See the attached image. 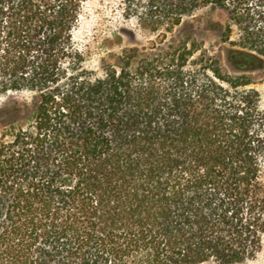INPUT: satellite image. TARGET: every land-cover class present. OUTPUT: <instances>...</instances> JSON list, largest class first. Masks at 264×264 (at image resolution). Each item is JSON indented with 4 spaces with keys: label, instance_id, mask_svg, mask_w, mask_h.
<instances>
[{
    "label": "trees",
    "instance_id": "1",
    "mask_svg": "<svg viewBox=\"0 0 264 264\" xmlns=\"http://www.w3.org/2000/svg\"><path fill=\"white\" fill-rule=\"evenodd\" d=\"M88 1L0 0V264L253 260L262 96L247 72L223 71L185 18L224 11V41L241 33L229 61L261 69L264 0H124L157 36L110 52L102 72L74 39Z\"/></svg>",
    "mask_w": 264,
    "mask_h": 264
},
{
    "label": "rangeland",
    "instance_id": "2",
    "mask_svg": "<svg viewBox=\"0 0 264 264\" xmlns=\"http://www.w3.org/2000/svg\"><path fill=\"white\" fill-rule=\"evenodd\" d=\"M185 22H191L196 28L197 41L204 50L218 55L223 71L232 76H239L244 71L254 81L255 87L261 94L264 105V67L261 69H251L248 71L237 69L227 57V52L233 47V43L239 44L240 31L234 26L229 41L222 38L223 28L216 24L226 25L229 22L227 14L222 10L212 11L208 8L196 12L193 16L186 17ZM121 30H132L135 37L129 33L121 31L122 41L114 36V33ZM185 29L183 26L177 27L168 36V41L180 38ZM157 35L141 31L136 20L127 18L124 15V0H89L85 6L79 26L75 31V44L77 48L87 54L86 65L94 68L97 72H102L101 60L113 61L109 53H118L123 47L129 46L138 40L140 43L149 45L156 39ZM239 48L238 45L234 46ZM264 62V55L257 54ZM28 97V94L19 96L20 99ZM7 119L0 120V135L6 128ZM245 264H264V237L262 249L257 256Z\"/></svg>",
    "mask_w": 264,
    "mask_h": 264
},
{
    "label": "water",
    "instance_id": "3",
    "mask_svg": "<svg viewBox=\"0 0 264 264\" xmlns=\"http://www.w3.org/2000/svg\"><path fill=\"white\" fill-rule=\"evenodd\" d=\"M252 57L259 61L258 68H263L264 67V62H263V60L260 57H258L257 55L256 56L252 55Z\"/></svg>",
    "mask_w": 264,
    "mask_h": 264
}]
</instances>
